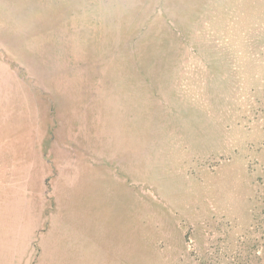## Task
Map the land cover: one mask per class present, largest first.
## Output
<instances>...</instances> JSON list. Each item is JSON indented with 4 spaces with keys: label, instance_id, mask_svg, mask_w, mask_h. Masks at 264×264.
Here are the masks:
<instances>
[{
    "label": "rangeland",
    "instance_id": "rangeland-1",
    "mask_svg": "<svg viewBox=\"0 0 264 264\" xmlns=\"http://www.w3.org/2000/svg\"><path fill=\"white\" fill-rule=\"evenodd\" d=\"M36 247L264 264V0H0V264Z\"/></svg>",
    "mask_w": 264,
    "mask_h": 264
},
{
    "label": "crops",
    "instance_id": "crops-1",
    "mask_svg": "<svg viewBox=\"0 0 264 264\" xmlns=\"http://www.w3.org/2000/svg\"><path fill=\"white\" fill-rule=\"evenodd\" d=\"M55 214V213H54ZM48 232H50V235L51 236H53L51 233H54V229H53V226H50L49 227V229H48ZM61 235V234H60ZM62 236V235H61ZM51 239H53V237H51ZM36 250H37V252H36V254H37V258L38 259H36L35 261V263L34 264H39V257H40V254H41V252H39L38 251V248L36 247ZM40 250V249H39ZM41 251V250H40ZM53 253V252H52ZM41 260V259H40ZM42 261H43V258H42ZM42 264V263H41Z\"/></svg>",
    "mask_w": 264,
    "mask_h": 264
}]
</instances>
